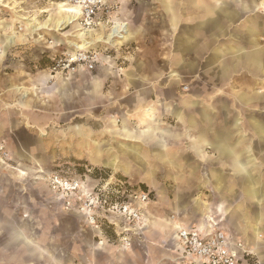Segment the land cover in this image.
I'll return each mask as SVG.
<instances>
[{
    "label": "rangeland",
    "instance_id": "obj_1",
    "mask_svg": "<svg viewBox=\"0 0 264 264\" xmlns=\"http://www.w3.org/2000/svg\"><path fill=\"white\" fill-rule=\"evenodd\" d=\"M106 1L98 19L105 29L87 31L80 29L79 20L69 26L62 23L73 16L63 10L73 6L70 0H6L8 7L3 17L25 41L13 48L18 51L25 47L27 57L22 61L32 71L36 66L45 79L43 104L41 112H37L39 127L29 121L34 111L27 106L16 112L18 121L9 123L13 129L0 136V163L7 167H0V212L9 210L18 218L26 213L27 218L22 220L31 225L34 239L52 248L37 260L26 259L25 264H52L54 253L61 258L60 264H197L193 259H180L173 251L168 229L153 230L146 223L143 226V219L140 225L129 224L111 212L115 202H131L134 193H143L147 200L138 206L142 217L145 212L152 219L196 225L199 209L194 200L199 199L203 187H199L197 156L185 152L188 139L182 138L164 150L159 146L161 139L153 140V144L123 139L111 129L126 121L129 131L134 130L139 112L145 108L144 113L146 109L155 113L164 126L179 130L181 125L175 123L172 113L183 109L180 99L199 98V68L168 90L133 83L131 77L138 75L108 74L101 70L102 63L92 72L64 75L53 71L58 59L85 41H97L93 49L108 57L107 65L113 68L142 69L148 80L157 78L156 73L168 71L172 36L152 0ZM255 1L264 6V0ZM255 14L264 19V8ZM118 23L126 24L124 40L112 48L98 42L105 36L111 39L113 28L110 32L109 29ZM47 24L48 29L33 31ZM4 30H0L3 39ZM129 30L134 35L126 40ZM160 98L166 99L164 105ZM164 106L174 109L165 110ZM3 112L0 111V118ZM197 112L192 108L187 113ZM135 131L141 134L139 129ZM131 146H136V156L126 153ZM97 152L102 156H95ZM98 156L116 158L124 168L102 166L105 164ZM18 168L27 170L28 175L18 178ZM54 177L79 181L86 186V195L56 190ZM87 213L94 217V224L89 223ZM123 238L128 239L127 245ZM18 251L12 250L13 257ZM250 264L260 263L252 256Z\"/></svg>",
    "mask_w": 264,
    "mask_h": 264
},
{
    "label": "crops",
    "instance_id": "obj_2",
    "mask_svg": "<svg viewBox=\"0 0 264 264\" xmlns=\"http://www.w3.org/2000/svg\"><path fill=\"white\" fill-rule=\"evenodd\" d=\"M152 4L162 12L172 36L168 71L156 73L157 78L148 80L142 69L107 65L108 57H104L101 70L117 76L122 72L138 75L131 77L133 83H148L152 89L168 90L199 68V98L180 99L183 109L172 113L175 123L181 125L179 130L164 126L155 113L147 109L144 113L145 108L139 112L134 130L129 131L126 121L110 129L123 139L152 144L153 140L161 139L159 146L164 150L182 138L188 139L185 152L194 153L199 160V187L203 190L199 192V199L194 200L199 209L196 225L152 219L144 212L143 226L146 223L162 232L168 229L178 257L180 251L175 238L178 226L196 227L201 231L217 229L248 246L253 257L264 264V19L255 14L264 6L255 0H152ZM3 28L6 35L3 39L0 32V111L4 112L0 118V136L3 131L13 129L9 123L18 121L16 112L27 106L35 112L29 121L39 127L37 112H41L43 104L41 93L45 79L36 66L32 71L22 61L27 57L25 47L18 51L13 48L24 45L23 35L16 34L9 19L0 21V30ZM48 28V24L39 25L33 31ZM133 35L129 30L126 40ZM158 100L163 105L166 102L165 98ZM172 107L164 106L171 111ZM192 108L198 112L188 114ZM169 137L172 139H163ZM100 153L95 156H102ZM126 153L136 156V146H131ZM99 159L105 164L102 166L124 168L116 158ZM0 165L7 168L3 162ZM38 169L40 173L41 168ZM26 171L18 168V178L26 177ZM6 211L0 212V264H25L28 258L34 261L48 253L51 246L37 242L30 232L31 225L22 220L27 218L26 213L18 218L16 213ZM13 249L20 253H14L13 257ZM50 259L52 264L61 262L55 253Z\"/></svg>",
    "mask_w": 264,
    "mask_h": 264
},
{
    "label": "built area",
    "instance_id": "obj_3",
    "mask_svg": "<svg viewBox=\"0 0 264 264\" xmlns=\"http://www.w3.org/2000/svg\"><path fill=\"white\" fill-rule=\"evenodd\" d=\"M70 3L78 8L79 16L77 20H79L80 29L87 31L91 28L105 29L106 26L104 23L98 22V19L100 11L107 6L106 0H70ZM7 7L8 3L6 0H0V21H4V10ZM124 33V29L120 28L111 34V39H101L98 42L104 44L105 47H115V44L120 42L119 40H124L122 39ZM87 40H90V38ZM95 44L96 42L93 41L92 45L87 44L85 48H74L72 52L55 62L53 71L64 75H73L82 71H94L97 65H101L104 59L100 52L93 49ZM53 184L56 190L69 192L72 195H76V192H82L86 195L87 192L86 186H83L79 181L75 180L54 177ZM131 198V202H115L111 212L114 216L120 217L129 224H138L143 219L138 206L146 202L147 195L134 193ZM86 215L88 216L89 223L94 224V217L90 213ZM175 238L179 246V258L188 261L193 259L195 260L192 261L194 263L250 264L251 257L253 256L248 246L240 241H235L223 231L217 229L208 228L201 231L196 227L180 225L176 228ZM122 241L125 245L128 244L127 238H123Z\"/></svg>",
    "mask_w": 264,
    "mask_h": 264
},
{
    "label": "bare ground",
    "instance_id": "obj_4",
    "mask_svg": "<svg viewBox=\"0 0 264 264\" xmlns=\"http://www.w3.org/2000/svg\"><path fill=\"white\" fill-rule=\"evenodd\" d=\"M66 10V12H68V13H71V14H73V15H77V17L76 18H74L73 16H72V18L71 19H69V21H63L62 23H65V22H67V23H69V24H73L77 19H78V16H79V12H78V8L77 7H74V6H70L69 5V9H65ZM64 10V11H65ZM68 24V25H69ZM63 25V24H62ZM123 25H126V24H123V23H118V24H116L115 26H113V27H111L110 29H109V32H110V30L112 29V31H111V34H113L114 32H115V30H118V29H120V28H123ZM116 27V28H115ZM125 28V27H124ZM123 28V29H124ZM126 33V32H125ZM111 34H110V38H112V36H111ZM114 37V36H113ZM105 39H107L106 38V36H105ZM92 43L93 42H89V41H85V43L83 44V45H81V46H76L75 47V49H82V48H85V46L87 45V44H90V45H92Z\"/></svg>",
    "mask_w": 264,
    "mask_h": 264
}]
</instances>
